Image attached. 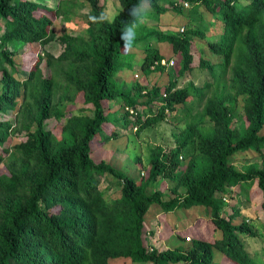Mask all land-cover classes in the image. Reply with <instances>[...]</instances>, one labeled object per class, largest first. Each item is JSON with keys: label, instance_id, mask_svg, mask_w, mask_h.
Listing matches in <instances>:
<instances>
[{"label": "trees", "instance_id": "trees-1", "mask_svg": "<svg viewBox=\"0 0 264 264\" xmlns=\"http://www.w3.org/2000/svg\"><path fill=\"white\" fill-rule=\"evenodd\" d=\"M162 1L178 9L176 0H121L122 11L108 22L98 0H87L92 20L88 44L69 55L54 57L46 53L45 68L49 70L52 61H70L69 72L74 77L65 76L66 82L85 78L76 90L90 106L92 116L77 122L53 104L55 81L51 72L39 69L41 52L30 70L22 71L16 65L19 58L26 59L18 51L26 46L40 51L52 40V21L45 7L55 4L0 0V163L11 150L5 143L15 127L19 88L33 82L39 87L34 94L38 102L35 130L28 132L26 142L15 145L6 173L0 174V264H112L110 261L118 258L133 264H213L214 250L222 251L230 264H256L243 250L240 237H254L255 233L243 222L233 224L237 212L224 217L220 199L224 195L232 197L238 185L256 184L261 195L259 210L264 213V0H183L193 4V12L202 6L214 16L209 25L219 28L220 33L209 48L221 57L217 67L224 69L237 50L232 80L244 98L243 134L231 131L232 108L219 99L205 108L215 125L214 134H198L199 148L209 162L205 167L186 174L180 170V148L191 142L195 130L192 126L178 140L177 150L166 153L158 149L152 155L148 175L140 182L110 162L92 157L97 144L119 136V125L143 130L165 119L177 104L187 103L188 95L176 89V79L191 70L190 35L204 38L201 29L179 35L147 31L141 37L147 40L155 36L161 43H168L178 58V71L164 87L165 96L156 86L144 91L134 85L123 91L114 80L122 50L128 46L125 42L134 46L140 40L127 36V29L140 26L144 3L157 14L164 12L166 9L159 4ZM39 11L42 13L37 16ZM162 59L158 51L147 49L141 68L146 74L162 71L166 69L160 65ZM199 67L213 69L205 60H200ZM118 101L123 113L116 117L118 111L111 112L110 106ZM150 104H155L153 110L146 108ZM142 109L151 115L142 119ZM49 119L63 121L67 124L64 131L71 135L57 142L46 128ZM251 151L262 157V168L247 166L239 171L230 160L238 153ZM107 177L119 187L117 199H107L105 189H100ZM164 177L183 186L184 195L164 200L160 190L148 191L153 181ZM152 205L159 206L163 214L204 208L209 219L192 226L190 242L184 239L189 235H182L181 244L160 251L156 248L158 236L153 235L151 240L154 230L145 224ZM209 226L220 231L219 240H205L203 231Z\"/></svg>", "mask_w": 264, "mask_h": 264}, {"label": "rangeland", "instance_id": "rangeland-1", "mask_svg": "<svg viewBox=\"0 0 264 264\" xmlns=\"http://www.w3.org/2000/svg\"><path fill=\"white\" fill-rule=\"evenodd\" d=\"M40 1L41 3L48 1L55 4V6L47 4L49 8L45 7V13L52 21L50 26L52 40L40 51L33 46L31 48L26 46L24 50L18 51L19 55H26V59L19 60V58L16 65L22 71L30 70L36 55L41 52L42 54H39L42 61L39 69L47 74L51 72L55 81L53 104L60 107V110L67 112L69 117L78 122L83 117L92 116L90 106L86 104L83 95L76 90L85 78L79 77L72 82H66L65 76L74 77L69 72L70 61L63 63L52 61L50 70L45 68V62L47 61L46 53L54 57L69 55L82 49L83 44H88L92 34V27L89 25V21H92L90 6L87 0ZM176 1L177 10H173L164 1L160 2V6H163L166 10L159 14L153 12L146 3L142 5L141 13L145 15L139 18L140 26L129 27L126 32L127 36L131 35V38H140V40L134 46L123 48V56L118 62V70L114 80L117 87L123 91L131 89L134 85H139L144 91L156 86L162 93L169 80L178 71V58L173 54L171 45L168 43H161L155 36L147 40L141 37L147 34V31L179 35L189 29H201L204 32V38L190 35L193 57L190 63L191 70L186 71L176 79V89H183L188 95L187 103L177 104L166 114L165 119L153 123L143 130L122 128L119 125L117 129L119 136L107 143L97 144L96 152L92 154L94 160L110 162L113 167L136 178L139 182L148 175L152 155L157 153L158 149L166 153H169L170 150H177L180 147L178 140L188 126L195 127V130L191 142L180 148L181 172L186 174L191 170L205 167L209 163L199 148L198 142L200 139L198 134L201 137L214 134L215 125L205 112L206 106L210 103L216 104L219 99L224 100V104L232 108L231 131L244 133V98L239 93L238 84L233 83L232 80V67L235 66L237 60V50L232 53L230 61L224 69L217 67L216 65L221 62V57L209 48V43L215 41L220 33L219 28L209 25L214 22V16H211L202 6H199L195 13L193 12V4L190 2ZM98 4L101 6L103 15L108 22H112L122 11L121 0H98ZM40 13L42 12H37V16ZM141 26L144 29H140ZM238 45L239 42L236 43V49ZM147 49L158 51L164 60L169 59L168 61H172L173 66L176 67L173 68L172 66L164 68L162 71L154 70L149 71L147 74L144 73L141 63ZM200 60L212 64L213 69L200 68ZM20 75L22 79L25 78L22 73ZM38 88V85L34 82L31 85L28 84L19 88L15 127L5 143V147L11 150L9 155L0 163V174L6 173L5 168L11 159L15 145L26 142L28 132H34L35 130L34 119L37 115L38 102L34 94L38 92ZM150 105L146 108L153 110L155 104ZM122 106L121 102L118 101V104H111L110 111H118L116 117H119L123 113ZM149 113L147 109H142V119H146L148 115H151ZM45 123L46 128L51 130L57 142H62L64 138L71 135L69 131H64V126L67 124L64 125L63 121L49 119ZM26 127L28 128L26 129ZM261 134H264V129ZM262 151L264 152V149ZM230 161L239 171H243L247 166L261 169L263 162L262 157L252 151L238 153ZM115 183L109 177L102 180L100 189H105L107 199H117L119 197V187ZM156 189L163 193L164 200L171 199L175 195L183 196L185 193L183 186L178 187L174 180L166 177L153 181L148 191L152 192ZM231 195L232 197L224 195V198L220 199L223 203L222 215L225 217L234 212L238 213L233 217V224L239 225L243 222L255 233L254 237H247L244 234L240 236L243 250L250 254L256 264H264V213L259 210L261 195L256 184L243 187L238 185L231 192ZM208 219V212L204 208L176 209L168 214H163L159 206L152 205L145 215V224L156 232L151 233V240L153 235L158 236L159 240H157L156 248L165 251L166 249H174L181 244L180 236L190 235L189 232L195 223ZM203 235L207 242L221 238L220 231H214L212 226H209L207 231H203ZM213 252H215L213 264H230L222 251L214 250ZM110 262L112 264H133L131 261L122 258Z\"/></svg>", "mask_w": 264, "mask_h": 264}, {"label": "built area", "instance_id": "built-area-1", "mask_svg": "<svg viewBox=\"0 0 264 264\" xmlns=\"http://www.w3.org/2000/svg\"><path fill=\"white\" fill-rule=\"evenodd\" d=\"M157 64H158V63L155 62V65H157ZM160 65L165 66L166 68H168V67H172V66H173V62H172V61H168V60H164V59H162V60L160 61ZM153 68H154V66L152 67V69H153ZM163 96H165V94H163ZM125 110H128V109L125 108ZM129 113H130L131 115H134V112H133L132 110H129ZM184 239H185L186 242H190L192 238H191V236L189 235L188 237H185Z\"/></svg>", "mask_w": 264, "mask_h": 264}, {"label": "clouds", "instance_id": "clouds-1", "mask_svg": "<svg viewBox=\"0 0 264 264\" xmlns=\"http://www.w3.org/2000/svg\"><path fill=\"white\" fill-rule=\"evenodd\" d=\"M125 43H126V45H128L130 47V45L127 42H125Z\"/></svg>", "mask_w": 264, "mask_h": 264}]
</instances>
